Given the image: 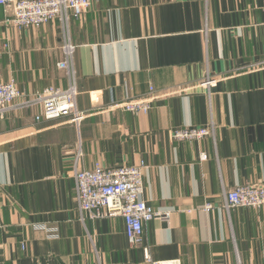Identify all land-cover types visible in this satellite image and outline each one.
Returning a JSON list of instances; mask_svg holds the SVG:
<instances>
[{
  "label": "crops",
  "instance_id": "1",
  "mask_svg": "<svg viewBox=\"0 0 264 264\" xmlns=\"http://www.w3.org/2000/svg\"><path fill=\"white\" fill-rule=\"evenodd\" d=\"M9 17L0 7V82L24 97L65 89L67 35L84 118L36 121V108L0 119V264H148L142 247L153 262L262 264L264 207L227 213L222 192L264 187V0H98L68 32L59 20L18 29ZM206 73L210 99L198 86ZM150 95L145 113L109 109ZM210 121L214 137L172 139ZM78 148L80 169L144 164L142 199L169 218L146 224L141 246L121 218L78 213ZM206 202L212 211L200 210Z\"/></svg>",
  "mask_w": 264,
  "mask_h": 264
},
{
  "label": "built area",
  "instance_id": "2",
  "mask_svg": "<svg viewBox=\"0 0 264 264\" xmlns=\"http://www.w3.org/2000/svg\"><path fill=\"white\" fill-rule=\"evenodd\" d=\"M96 2L98 0H0V7L5 14L10 16L6 19V23L18 29L38 28L53 20H59L64 30L68 32L70 21L81 18ZM61 49L64 58L57 64V67L67 75L68 86L65 89L50 87L32 96L24 97L16 91L14 81L0 82V119L12 112L39 108L40 113L34 117L36 121L67 118L70 124L79 127L84 113L76 107L78 90L73 62L75 46L71 43L69 36L66 35ZM260 68H264V60L261 62ZM215 83L216 79L206 73L198 85L206 91L208 99H210L211 87ZM152 91L150 88V93ZM182 91L178 90L177 92ZM152 99L153 96L150 95L146 100L113 103L109 109H120L131 114L145 113L150 109L149 102ZM208 104L210 105V102ZM171 136L176 142L200 141L208 136L214 137V126L210 121L205 127L174 130ZM81 158L82 153L78 148L72 172L75 203L81 217L85 215L91 220L121 218L128 241L137 246L142 245L143 230L146 224L155 218L168 220L169 214L156 212L142 199V171L145 168L143 163L137 166L113 169H105L96 165L90 170H85L79 167ZM207 159L208 156L205 153L200 154V161ZM222 199L223 209L227 213L233 208L257 210L264 207V187L248 184L237 186L231 190L223 191ZM213 209L214 205L211 202H206L200 208L203 212ZM33 228L44 232L50 239L58 236L56 230L44 225H34ZM142 250L144 260L148 264H180L179 260L153 262L148 247H142ZM262 264H264V260Z\"/></svg>",
  "mask_w": 264,
  "mask_h": 264
}]
</instances>
